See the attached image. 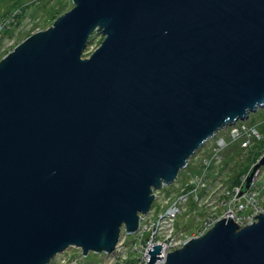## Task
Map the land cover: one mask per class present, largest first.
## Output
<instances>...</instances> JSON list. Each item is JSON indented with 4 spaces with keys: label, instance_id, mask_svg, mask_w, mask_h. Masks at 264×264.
I'll list each match as a JSON object with an SVG mask.
<instances>
[{
    "label": "water",
    "instance_id": "1",
    "mask_svg": "<svg viewBox=\"0 0 264 264\" xmlns=\"http://www.w3.org/2000/svg\"><path fill=\"white\" fill-rule=\"evenodd\" d=\"M72 4L0 61V264L110 253L154 191L264 108V0ZM93 34L103 40L81 58ZM261 166L264 155L240 193ZM256 217L221 218L160 264H264Z\"/></svg>",
    "mask_w": 264,
    "mask_h": 264
},
{
    "label": "rangeland",
    "instance_id": "2",
    "mask_svg": "<svg viewBox=\"0 0 264 264\" xmlns=\"http://www.w3.org/2000/svg\"><path fill=\"white\" fill-rule=\"evenodd\" d=\"M20 5L22 6L17 7ZM72 7V0H0V61L12 52L18 44L35 32L50 27L59 16L64 15ZM18 11L19 14L16 15ZM102 40L103 38L100 34H93L92 38H89V43L83 51L81 58H89L90 54L99 47ZM240 122L245 124L244 126L246 129L256 128L257 126L260 131L261 127H259V125L264 123V108H258V110L255 113H251L246 120H238L235 124H239ZM224 134L225 133H222L220 136H224ZM216 139L217 137L215 136L214 139L209 140L200 151H197L189 159V165L177 175L179 181H175L176 183L163 186L160 190L154 191L156 197L151 204L150 213L142 215L146 216L142 221L143 226H148L154 221L157 222V220H159L158 216L168 208L166 204L168 198L178 196L183 188H188V186H186L188 180L190 181L194 174L201 173L203 170L202 159L209 157L211 147L215 145ZM238 144L240 147L233 148L234 152L229 151V149L222 152L220 154L221 162L219 163V161H217L216 165L209 168L207 176L205 177V186L202 189L201 196H203L205 192L208 193L202 197L200 205L206 206V210L209 213L213 210L214 206L217 205L215 202L221 196L222 190L220 188L222 186L225 187L223 189H230L233 187L229 179L235 176H238L240 181L245 179L251 167L257 164L260 157L264 155V129H262V133L257 135V139H255L252 145L242 147L239 142ZM244 152H251L250 160L248 158L247 163H244L245 167L239 166L236 169L231 160L236 159L235 162H237L238 156L240 154L243 155L242 153ZM256 153L258 154L255 157ZM240 162L241 161H238L237 163ZM248 163L249 169H247ZM260 168L262 171L264 170V166ZM184 205L185 203L182 204L181 207V216L177 218V224L181 229L177 236L178 238H185L192 235L200 225L199 223L209 216L207 212L203 211L204 207L196 204L190 199L187 200V205ZM194 222L197 224L195 225ZM120 232L122 234L125 233L123 230H120ZM167 234H169L168 229L165 230L162 238H165ZM127 238L130 239L131 237H126V239ZM87 256V261L96 259V254L93 252L83 255L80 248L69 247L64 254L54 258L53 262L54 264H61V259L65 258L70 259V263L68 264H75V262L80 264L81 259L84 260L83 257ZM91 262L95 263L94 261Z\"/></svg>",
    "mask_w": 264,
    "mask_h": 264
},
{
    "label": "built area",
    "instance_id": "3",
    "mask_svg": "<svg viewBox=\"0 0 264 264\" xmlns=\"http://www.w3.org/2000/svg\"><path fill=\"white\" fill-rule=\"evenodd\" d=\"M244 125L240 122L233 126H227L216 133L215 136L217 139L215 145L211 147L209 157L202 159L203 170L201 173L194 174L190 181L188 180L186 183L188 188H183L178 196L168 198L166 201L168 208L158 216L159 220L157 222L154 221L148 226H143L142 221L146 216L140 214L138 230L135 233H126L124 228H122L121 230L125 233L122 234L120 232L117 244L110 253H94L96 254V259L90 261H87L88 256L83 257L84 260L81 259L80 264H147L150 255L146 251L152 246L162 245L160 249L162 258L155 262V264H160L169 252L181 248L189 239L205 234L221 218L230 217L240 228L256 222V215L264 213V170L262 171L261 168L255 171L248 189L243 193H240V191L245 183V179H242L239 185L233 186L230 189H223L225 187L222 186L220 188L222 190L221 196L215 202L217 205L214 206L210 213L206 210V206L200 205L202 197L208 193L205 192L201 196L202 189L205 186V177L207 176L209 168L216 165L217 161L219 163L221 162L220 154L233 143L239 142L242 147L252 145L255 139H257V135L260 134L257 126V129L255 127L246 129ZM222 133H225L224 136H220ZM176 179V182L179 181L178 176ZM175 181L174 183H176ZM188 199L204 207L203 211L207 212L209 216L199 223L200 225L192 235L185 238H178L177 236L181 229L177 224V218L182 214V204L185 203L187 205ZM149 213L150 211L147 214ZM167 229L169 234L165 238H162L163 233ZM126 237L131 238L126 239ZM65 251L57 254L54 258L64 254ZM53 259H51L49 264H54ZM60 263L68 264L70 263V259L63 258ZM75 264L78 263L75 262Z\"/></svg>",
    "mask_w": 264,
    "mask_h": 264
},
{
    "label": "trees",
    "instance_id": "4",
    "mask_svg": "<svg viewBox=\"0 0 264 264\" xmlns=\"http://www.w3.org/2000/svg\"><path fill=\"white\" fill-rule=\"evenodd\" d=\"M22 5H20V6H17V7H21ZM17 14H19L18 12H16V15ZM90 38H92V36L90 37ZM260 112H262V111H260ZM259 127H261V129H260V133H262V129H264V123L263 124H261V125H259ZM240 146H239V144L238 143H234V144H231L226 150H228L229 149V151H231V152H234V150H233V148H239ZM257 147V146H256ZM255 147V148H256ZM257 148H260V147H257ZM252 150V149H251ZM225 151V150H224ZM223 151V152H224ZM243 155H239L238 156V159H237V162L238 161H241L240 163H237V162H235V160L236 159H233V160H231L232 161V163H233V165L235 166V168L237 169L239 166H243V167H245V162L247 163V161H248V158H249V160H250V155H251V152H244V153H242ZM257 154L258 153H256L255 154V157L257 156ZM224 159V158H223ZM224 161V160H223ZM234 161V162H233ZM250 163V162H249ZM249 163H248V165H247V169H249ZM189 164H187V166H188ZM240 167V168H241ZM239 168V169H240ZM238 169V170H239ZM237 170V171H238ZM234 171H236V170H234ZM247 173V172H246ZM248 174V173H247ZM229 181H230V183L232 184V186H237V185H239V183H240V180H239V177L238 176H235V177H233V178H230L229 179Z\"/></svg>",
    "mask_w": 264,
    "mask_h": 264
},
{
    "label": "bare ground",
    "instance_id": "5",
    "mask_svg": "<svg viewBox=\"0 0 264 264\" xmlns=\"http://www.w3.org/2000/svg\"><path fill=\"white\" fill-rule=\"evenodd\" d=\"M16 18V17H15ZM11 24H12V22H11ZM160 260V259H159Z\"/></svg>",
    "mask_w": 264,
    "mask_h": 264
},
{
    "label": "clouds",
    "instance_id": "6",
    "mask_svg": "<svg viewBox=\"0 0 264 264\" xmlns=\"http://www.w3.org/2000/svg\"><path fill=\"white\" fill-rule=\"evenodd\" d=\"M18 13H19V11H18Z\"/></svg>",
    "mask_w": 264,
    "mask_h": 264
}]
</instances>
